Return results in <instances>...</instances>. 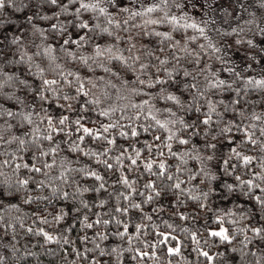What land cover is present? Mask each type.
I'll return each mask as SVG.
<instances>
[{"label":"clouds","instance_id":"9594fccd","mask_svg":"<svg viewBox=\"0 0 264 264\" xmlns=\"http://www.w3.org/2000/svg\"><path fill=\"white\" fill-rule=\"evenodd\" d=\"M0 264H264V0H0Z\"/></svg>","mask_w":264,"mask_h":264}]
</instances>
